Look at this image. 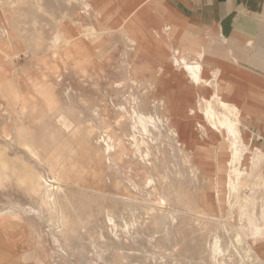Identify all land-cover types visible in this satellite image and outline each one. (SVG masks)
Segmentation results:
<instances>
[{
    "label": "rangeland",
    "instance_id": "rangeland-1",
    "mask_svg": "<svg viewBox=\"0 0 264 264\" xmlns=\"http://www.w3.org/2000/svg\"><path fill=\"white\" fill-rule=\"evenodd\" d=\"M84 1L86 0H0V62L7 63L13 68V71L8 74L11 81L5 83L7 87L14 88L24 102L32 100L36 103V111L30 112L28 123L25 124L32 128L31 140L38 158L35 157L32 149H26L21 144L30 139L21 130L22 122L16 120L18 116L15 110L21 109L22 101L20 98L17 100L7 87L3 88L4 94H0V144L7 147L11 158L23 159L29 166L40 171L47 182L54 185L56 194H59L57 207L51 210L43 207L41 197L29 191L25 183L11 180L0 182V209H12L26 219L25 222L14 223L15 225L11 227L9 225H13V222L9 218L11 223L4 222L9 224L7 228L0 226V264H40L41 260L46 264H55V262L56 264H116L115 256L117 255L125 257L123 264H214L211 259V241L215 235L220 238L222 247L219 260L225 264H264V232L261 237L260 235L257 237V245L252 244L253 230L248 220L249 216L252 217L256 212L258 213L264 205V165L259 168V172H254L251 179H248L251 185L242 188V195H249L252 187L255 186H252V182H263L258 186L257 194L254 195L258 203L256 205L249 203L247 204L249 208L246 206L241 211L242 202L235 203L236 200H234L232 209L226 210L228 209L225 203L227 197L224 198L227 191L222 188V204L225 207L222 214L225 216L218 217L219 220L201 217L180 206L175 200L170 201L167 204L169 206L163 208L164 213H161L162 208L147 195L146 188L143 187L142 175L134 170L131 161L110 168L104 164L100 165L99 152L97 158L93 159L87 148L83 153L77 154H70L71 149L65 150L64 154L68 157L67 163L72 168L69 173L70 181L60 184L53 180L49 167L51 156L58 155V151L63 150L58 141L62 137V139L68 137L66 134L63 136L59 134L73 132L79 125L77 121L79 119L84 125H88V118L92 116L93 128L89 141L93 143L100 134L101 125L106 127L114 124V116L109 113L105 116V120L101 121L94 115L93 108L109 99L117 100L115 93L122 94V92L118 93L115 87L120 79L127 84L122 89L127 95L131 86L128 77L133 73L137 75L135 81L139 86L134 91L139 96L145 93L143 88L149 87L147 88L149 96L145 95L146 98L154 102H159L163 98L167 108L174 105L177 110L184 113L195 133L200 135L195 127L199 117L202 116L201 112L196 110L198 103L196 86L172 63H164L159 50L161 42H158L162 38L161 35L159 38L155 32L153 33V37L158 42V48L147 50V55L140 53L137 60L131 57L133 55L131 51L136 49L138 44L134 49L125 47L120 34L108 36L107 44L104 43L100 51L77 52L75 48L67 54L63 49L51 48L53 41L59 35H61L62 44L74 42L77 38L87 40L85 31L88 32L92 25L97 27V20L92 19L91 14L81 13ZM120 2L122 0L118 1V5ZM127 3L125 2L121 7L128 6ZM122 11L124 14L127 12ZM117 18L118 16H114L106 24H111ZM138 21L148 24L142 16ZM10 29L13 34L11 43L4 39V31ZM90 40L93 41L89 36ZM73 54H76L75 57L78 59L75 60ZM146 57L153 65L145 61ZM208 60L217 62L211 58ZM154 63L155 66L156 63L164 65V68H158L156 71L152 68ZM225 66L227 69H222V78L232 84L233 81L238 82V77L241 78L239 71L242 70L239 67L240 63L225 61ZM26 70L27 85L20 81L18 75V72ZM205 93L209 95L211 88H205ZM45 94L51 101H55L54 106L49 107ZM225 97L226 100L234 101L231 94ZM7 102L19 103L11 107ZM65 102L68 103L64 104ZM56 105L66 116V119H62L71 120L75 127L69 131L62 127L61 122L58 121L61 120L58 112L52 110L56 109ZM191 108L194 109L192 113ZM260 121L259 117H252L246 123L244 122L241 128L244 134H250L253 149L259 146L264 150V136L259 138V135H264V125L261 126ZM58 123L59 129H57ZM5 135H8L7 140L4 138ZM200 136L206 143L211 140L202 132ZM217 139L221 140V138ZM208 148L214 149L211 146ZM196 149L209 150L202 144H197ZM227 154V150L220 153L223 157ZM65 155L62 156L65 157ZM249 157L251 154L246 156L245 167H249L251 163ZM102 170L105 171V177H99L100 181L110 187L111 192L115 190L114 181L120 184V188L124 187L125 192L132 195L130 200H134L135 211L125 210L124 205L128 203L126 198L123 199L114 194L115 192L93 188L95 175L101 174ZM259 176L262 179L258 178ZM221 182L225 183V178H222ZM202 186L208 190L206 183H202ZM58 187H62V190L59 189V191ZM188 189L196 193V183L192 182ZM195 197L193 200L197 203L199 198ZM28 203L39 206V210L43 212H40L39 216L31 213L27 217L23 209L28 210ZM106 207L116 216L115 220L119 224L118 235L113 234L116 230H112V225L109 226L110 223L105 215ZM156 207H158L156 210L159 216L155 224L154 218L147 215L148 211L151 212L150 208ZM168 213L178 219L172 222V216L169 217ZM215 213L218 214L217 211ZM62 220L69 222L66 228H63ZM125 221L135 222L136 226L123 230ZM239 237L240 241H238ZM98 253L103 255L104 259L98 257Z\"/></svg>",
    "mask_w": 264,
    "mask_h": 264
},
{
    "label": "bare ground",
    "instance_id": "bare-ground-1",
    "mask_svg": "<svg viewBox=\"0 0 264 264\" xmlns=\"http://www.w3.org/2000/svg\"><path fill=\"white\" fill-rule=\"evenodd\" d=\"M92 1H94V3ZM118 1L119 0L84 1L83 11H81V13L91 14L90 16L92 19L97 20V27L92 25L88 32L85 31V37L88 41L86 39L77 38L74 42H65L62 44L61 35H59V37L53 41V46L51 48L53 50L63 49L67 54H70V51H73L75 48L77 49V52L83 50L86 53L90 50H92V52L100 51L104 47V43H106L108 36L120 34V39L124 40L123 45L125 47L129 46V49H134L135 45L138 44V39L134 35V31L136 33L138 28H134L133 26L141 24L139 27L140 33L142 35L143 33H148V27H145L143 23L138 20L141 16L143 17V15L147 14L146 10L148 9V4L150 2L141 6V10H137L133 5H129L125 10L127 11L126 14H124V12L119 11L118 9ZM114 16H118V18L111 24L107 25L106 22H109ZM72 20L77 21L75 18H72ZM4 32V39L6 38V40H10L11 42L13 36L12 30H5ZM155 33L158 36L160 35L159 32ZM89 36L93 39L92 42L91 40L89 41ZM162 38L159 50L164 58V63H172L174 67L180 70L181 73H183L188 80L196 86L198 92L196 110L201 112L202 116L199 117V121L195 127L200 135L202 132L203 135H208L211 140L209 143L203 141L202 137L196 134L193 128L188 124V119L184 116V113L177 110L174 105L167 108L163 98L159 102H154V100L146 98L145 95L149 96V90H147L149 87L143 88L145 93H142V95L139 96L134 91L139 88L135 81L137 75L132 72L133 74H130L128 77L131 86L127 95H125L122 90L127 84L123 82V79H120L116 82L115 87L117 92H122V94L117 95V93H115V99L117 100L113 101L112 99H109V101H103V104H100V106L97 105L93 108L94 115L101 121H104L105 116L109 113L114 116V124L107 125L106 127L101 125L99 127L100 134L98 138L93 143L88 141L87 151L91 153L93 159L97 158L96 156L99 152L101 154L99 160L100 165L104 164L110 168L117 164H126L127 161H131L134 170L142 175L143 187L146 188L147 195L153 198L160 208H162L161 213L164 211L163 208L169 206L167 204L170 203V201L175 200L180 206L188 211L195 212L206 219L210 218L215 220V218L224 217L225 215L222 214L225 210V207L222 204V188H225L227 191L224 198L226 199L227 197L225 203H227L226 205L228 209L226 208V210L230 211L236 202H242L240 204L241 211H243L249 203L256 205L258 201L257 197L254 195L257 194V188L262 185L263 182H252V186H255L252 187V191L249 195L245 194L243 196L242 188L251 185L250 180L248 181V179H251L253 173L259 172V168L264 165V150L259 146H256L253 149L250 143V134H244L242 132L241 126L247 122L246 117L244 116L243 101L242 104H238L234 101L231 102L226 100L225 95L231 94L232 98H234L237 92L232 90L231 85L222 78L219 69L212 70L210 76L204 74V52L202 49L194 48V46H191L190 44V46L175 47L166 43L165 40L163 41ZM72 56L75 60L78 59L75 57L76 54H73ZM158 66L160 69L164 68V65L159 64ZM3 86L4 85H0V94H4ZM205 88H211V93L209 95L205 93ZM201 91H203V94H201ZM10 92H12V95H15L17 100H19L18 98H20V96L16 90H10ZM44 97L49 103V107L56 104L55 101H51L50 97L46 96V94ZM17 103L19 102H7L11 107ZM21 105V109L15 110L18 116V119L16 120L22 121L31 111H36V103L32 100L31 102L27 100L24 102L23 99ZM11 107L9 108L10 114L12 112ZM52 110L58 112L59 117L61 118V120L59 119L58 121L61 122L62 127L65 130L69 131L72 127H75L71 120H63L66 119V116L57 105L56 109ZM193 110L194 109L191 108L190 112H194ZM166 111H168V113H166ZM20 125L21 130L24 131L28 138H30L23 141L21 144L26 149H32L35 153V157L38 158V153L33 147L34 144H32L33 142L31 140L33 135L32 128L24 123H21ZM77 128L78 126H76V129ZM217 138H221V140L219 141ZM197 144H202V146L207 149L211 146L214 149L199 150L196 149ZM223 150H227V156L223 157L220 155ZM3 152H5V150ZM247 154H251V157H249L251 158L249 167H245L244 165ZM53 156H56V158H53ZM67 160L68 157L66 155L64 157L61 154L52 155L50 159L51 165L49 167L52 172L53 180L60 184L65 182V178L59 174L60 171L57 170V168ZM13 163V174L15 178L24 181L26 186H28L29 191L34 195L41 197L43 207H47L51 210L56 209L59 194L57 195L54 191V185L49 184L44 175L31 165V167L29 164L25 166L23 163L24 166L21 169V167L15 165V161ZM101 176L100 173L95 175L93 188L100 191H110L111 188L105 186L103 181H100L99 177ZM222 178H225V183L221 182ZM258 178L262 179L261 176ZM192 182L196 183V193L191 191V189H188ZM113 183L115 184L113 185L115 189L113 190V192H115L114 194H117L123 199H127L128 203L124 205L125 210L135 211L134 200H130L132 198L131 193H126V189H124V187L120 188V184H117L115 181ZM202 183L208 185V190L202 186ZM57 189L62 190V187H58ZM195 196L199 198L197 203L193 200L196 198ZM234 200H236L235 203ZM28 204L27 209L29 212L34 213L35 215L43 212L42 210H39V206H34L32 205L33 203ZM157 208L158 207L150 208L151 212L148 211L147 215L148 217L151 215V218H154L153 221L155 224L158 222L159 216L156 210ZM172 209L174 210V208ZM105 211L106 219L110 223L109 226L112 225V230H116L113 234H117L119 224L117 223L118 221L115 220L116 216H114L112 210L107 207ZM215 211H217L218 214L215 213ZM13 212L14 211H12V213ZM181 212L182 211H180V213ZM171 213H168L169 217L172 216ZM244 214L245 213H243V215ZM176 219L172 216V222H175ZM248 220L253 230V238L251 237L253 239L252 244L257 245V237L259 235L261 237V234L264 232V205L258 213L256 212L252 217L249 216ZM68 223V221L62 220L63 228H66ZM134 226H136L135 222L128 223V221H125L122 228L123 230H128L130 227ZM166 234H168L167 231ZM247 236L248 235H246V237ZM55 241H57V237H55ZM238 241H240V237L238 238ZM220 242V238L217 235H215L211 241V259L214 261V264H225V262L219 260V257L222 254ZM241 242L243 243V241ZM100 254L98 257L104 259L103 255ZM115 260L116 264H123L125 257H123V255H117L115 256ZM39 263L46 264L44 261H39Z\"/></svg>",
    "mask_w": 264,
    "mask_h": 264
},
{
    "label": "crops",
    "instance_id": "crops-1",
    "mask_svg": "<svg viewBox=\"0 0 264 264\" xmlns=\"http://www.w3.org/2000/svg\"><path fill=\"white\" fill-rule=\"evenodd\" d=\"M125 2H128V6L122 8L121 6ZM144 4L149 5L146 10L147 14L143 15L148 23L143 25L148 27V33H143L144 36L140 33L141 24L133 26L138 28L136 33L134 31V35L138 39V46L131 51L133 54L131 57L137 60L140 53L147 55V50L158 48V42L160 43L161 40L157 42L153 37V32H159L163 41L165 40L166 43L175 47L191 45L194 48L202 49L204 52V74L206 76H210L214 69H219L222 76V69H227L225 61L234 64L240 63L241 78L238 77V82L235 81L236 84L234 81L233 84L228 81L231 89L237 92L234 96V102L242 104L243 101L244 116L247 121L252 117H259L260 125H264V0H122L118 9L119 11L126 10L129 5H133L137 10H141V6ZM7 42L11 43L10 40ZM209 58L219 62H211L208 60ZM146 60L153 65L148 57ZM154 66L152 68L157 71L159 66L157 63ZM11 71H13L12 66L0 62V85H4L3 87H7L5 82L11 81L8 75ZM18 75L20 81L27 85L25 83L28 80L27 70L18 72ZM8 88L14 90V88ZM20 101L23 102L22 97ZM66 103L68 102L64 104ZM61 106L64 105L61 104ZM28 117V115L25 116L21 122L25 124ZM91 117L88 118V125H84L79 119L77 120L78 128L74 129L73 132L58 133L61 136L68 135L67 138L62 139V137L58 141L61 144L59 147L63 149L58 151L59 154L65 155L67 149H71L70 154L83 153L85 148H88L87 145L93 128ZM59 128L58 123L57 129ZM4 138L7 140L8 135H5ZM259 138L261 137L259 136ZM1 146L0 182L6 180L20 181L13 174V162L15 161V165L21 169L24 166L23 163L25 166L28 163L23 159L20 160V158H11L7 147ZM4 150L5 152H3ZM67 161L57 168L60 171L59 174L65 178V182L70 181L69 173L72 170ZM90 170L92 171V169ZM89 173L91 175V172ZM101 175L105 177V171L102 170ZM21 182L24 183V181ZM23 210H25L27 217L31 215L28 210ZM12 211L14 210L0 209L1 227L7 228L9 224H5V221L13 222V225H9L11 227L15 225L14 223L26 221L19 213L16 211L12 213ZM39 215L36 214V216ZM9 218H11V222H9ZM30 227L32 226L30 225Z\"/></svg>",
    "mask_w": 264,
    "mask_h": 264
}]
</instances>
